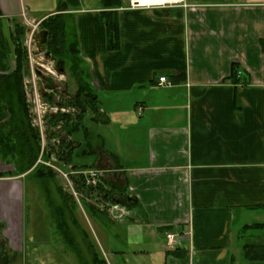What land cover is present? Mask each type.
Returning <instances> with one entry per match:
<instances>
[{
    "label": "crops",
    "instance_id": "crops-1",
    "mask_svg": "<svg viewBox=\"0 0 264 264\" xmlns=\"http://www.w3.org/2000/svg\"><path fill=\"white\" fill-rule=\"evenodd\" d=\"M187 2L139 10L128 0H0V76L14 68L16 25L71 16L106 120L85 124L102 147L88 166L101 172L110 202L124 195L136 203L120 223L93 216L101 264H264L242 251L264 240V228H250L264 225V0ZM109 12L115 49L107 46ZM161 76L171 85L159 86ZM5 167L0 162V264H74L11 261L25 252L23 197L32 180L3 176Z\"/></svg>",
    "mask_w": 264,
    "mask_h": 264
},
{
    "label": "rangeland",
    "instance_id": "rangeland-1",
    "mask_svg": "<svg viewBox=\"0 0 264 264\" xmlns=\"http://www.w3.org/2000/svg\"><path fill=\"white\" fill-rule=\"evenodd\" d=\"M19 27L24 30L20 38L28 61L23 75L24 104L27 108L21 107L23 102L15 97L16 121L13 124L20 143L10 139L8 144L16 142V146L11 145L13 149L0 151V162L7 169L3 176L32 181L26 182L29 184L23 197L21 249L26 253L19 256H24L21 259L13 252L10 259L101 264L105 250L92 234L95 214L91 215L88 208L91 206L104 216V208L111 200L107 193L111 191L105 186L100 191V183L90 188L87 170L94 168H85L88 166V154L100 151L97 147L99 142H96V138L92 139L94 147H91L80 132L66 135L59 128L48 125V118L52 114L73 111L71 108H61L60 104L66 103L75 94L77 86L68 71L53 60L45 48L37 47L39 38L33 37L43 30L38 23L26 21L19 23ZM45 94L52 95L51 103L45 100ZM91 119L92 114L87 112L83 124L92 126ZM56 132L58 136L54 135ZM64 139L74 144L69 150L72 161L62 160L56 154L64 149L61 147ZM80 143H86L85 148L75 147ZM29 148L34 149L33 153L38 152L33 166L21 173L20 170L28 167ZM108 227L115 228L116 225ZM61 233L64 245H60L61 249L58 250L57 236L61 237Z\"/></svg>",
    "mask_w": 264,
    "mask_h": 264
},
{
    "label": "trees",
    "instance_id": "trees-1",
    "mask_svg": "<svg viewBox=\"0 0 264 264\" xmlns=\"http://www.w3.org/2000/svg\"><path fill=\"white\" fill-rule=\"evenodd\" d=\"M105 1L107 0H104V2ZM104 16H106L105 26L107 46L110 49H115L118 45V24L115 18V13H105ZM39 26L48 32L44 46L45 51L48 52L57 63L63 66L64 69L67 68L70 75L77 81V90L75 94L72 97H69L66 103L64 102L63 104H60V106H62L61 108H71L73 111L52 114L48 118V125L50 127L59 128V130L65 132L66 135H73L80 132L83 138H85V141L89 143L91 147H94V140L92 141V139L96 138V136L83 124L86 113L90 112V114H92V121L105 123L106 120L105 116L100 113L98 96L89 84L87 70L84 68L82 59L79 55L77 39L74 31L75 28L72 24L71 16L54 14L45 18ZM15 32L17 38L13 50L15 55L14 68L11 69L9 73L0 76V151L11 150L13 149L10 147L11 145L15 147L16 142L20 143L15 136L16 129L13 124L16 121L15 104L17 101H15V97L23 102L21 107L25 109L27 108V105L24 104L25 94L23 88V75L27 70L28 61L20 38L21 34L24 33V30L21 29L19 25H16ZM235 76L236 69L234 67L231 74L232 80L235 79ZM44 96L45 100L48 101V103H51L52 95L45 94ZM54 135L58 136V133ZM10 139L15 140L16 142H10V144H8ZM61 145L64 149L58 150L56 154L62 160L72 161L73 159L69 150L74 147L73 142L65 141L64 139ZM83 146L85 148L86 143L76 144L75 147L82 149ZM29 151L31 155H29L30 159L28 161V167L20 170L21 173L30 169L34 164V159L36 157L35 154H37L38 150H36V153H33L34 149L29 148ZM89 155L90 154H88V156ZM22 166H24V164H22ZM85 168H92V166H87ZM40 172L42 174L41 170ZM102 186V184L99 185L100 191ZM107 194L111 195L112 192H108ZM112 202L125 205L128 209H134L136 207L135 200L132 197L124 195H122L120 199L114 198ZM88 209L90 210H88V212L91 215L95 214L98 216L102 214V212L97 213L98 210L93 207L91 208V206ZM261 227L264 228V225H254L250 228L259 229ZM242 251L244 259L246 260L264 261V240L262 242L243 243Z\"/></svg>",
    "mask_w": 264,
    "mask_h": 264
},
{
    "label": "built area",
    "instance_id": "built-area-1",
    "mask_svg": "<svg viewBox=\"0 0 264 264\" xmlns=\"http://www.w3.org/2000/svg\"><path fill=\"white\" fill-rule=\"evenodd\" d=\"M190 5L187 0H128L129 9H139V10H152V9H165V8H183L186 9ZM239 73L237 72L236 75ZM159 86H170L171 83L164 76L158 78ZM140 108H137V111L140 112ZM90 188H95L100 183L99 177L101 172L96 169L87 170ZM103 209V208H102ZM105 212L108 215L109 219L114 222L120 223L131 217V211L120 203L116 202H107L105 206ZM176 233H166V246L169 249H173L176 244Z\"/></svg>",
    "mask_w": 264,
    "mask_h": 264
},
{
    "label": "water",
    "instance_id": "water-1",
    "mask_svg": "<svg viewBox=\"0 0 264 264\" xmlns=\"http://www.w3.org/2000/svg\"><path fill=\"white\" fill-rule=\"evenodd\" d=\"M47 34L48 32L46 30H42L39 34L35 35L33 38H39V44L37 47H43L45 46L46 40H47ZM47 54H49L48 52H46ZM50 55V54H49ZM52 57V56H51ZM52 59L54 60V58L52 57Z\"/></svg>",
    "mask_w": 264,
    "mask_h": 264
}]
</instances>
